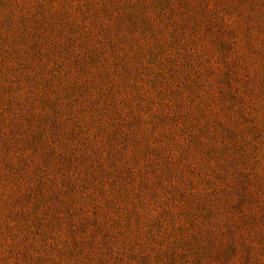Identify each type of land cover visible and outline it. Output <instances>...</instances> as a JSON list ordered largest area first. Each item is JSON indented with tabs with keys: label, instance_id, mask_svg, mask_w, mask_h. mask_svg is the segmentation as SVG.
<instances>
[{
	"label": "rangeland",
	"instance_id": "1",
	"mask_svg": "<svg viewBox=\"0 0 264 264\" xmlns=\"http://www.w3.org/2000/svg\"><path fill=\"white\" fill-rule=\"evenodd\" d=\"M0 264H264V0H0Z\"/></svg>",
	"mask_w": 264,
	"mask_h": 264
}]
</instances>
